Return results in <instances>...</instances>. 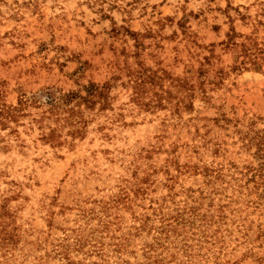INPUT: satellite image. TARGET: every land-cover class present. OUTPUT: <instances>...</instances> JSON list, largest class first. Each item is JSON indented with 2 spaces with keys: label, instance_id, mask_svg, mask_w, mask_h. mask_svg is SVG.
I'll use <instances>...</instances> for the list:
<instances>
[{
  "label": "rangeland",
  "instance_id": "rangeland-1",
  "mask_svg": "<svg viewBox=\"0 0 264 264\" xmlns=\"http://www.w3.org/2000/svg\"><path fill=\"white\" fill-rule=\"evenodd\" d=\"M0 264H264V0H0Z\"/></svg>",
  "mask_w": 264,
  "mask_h": 264
}]
</instances>
